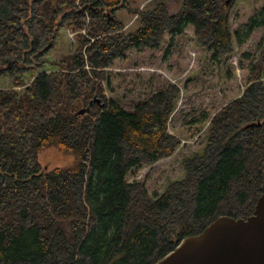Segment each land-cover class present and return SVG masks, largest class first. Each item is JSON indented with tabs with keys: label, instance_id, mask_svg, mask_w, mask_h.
<instances>
[{
	"label": "trees",
	"instance_id": "obj_1",
	"mask_svg": "<svg viewBox=\"0 0 264 264\" xmlns=\"http://www.w3.org/2000/svg\"><path fill=\"white\" fill-rule=\"evenodd\" d=\"M123 2L79 0L83 14L75 0H0V77L22 73L17 64L42 55L58 28L78 40L55 70L29 84L14 77L20 93L0 89V264H155L218 217L250 216L264 193V4L232 34L224 0H182L176 15L158 2L124 33L105 14ZM187 26L214 61L255 29L263 36L242 95L210 118L202 153L184 158L183 178L150 196L128 175L178 147L168 120L179 89L169 85L127 112L104 96V69ZM50 147L72 164L44 171L37 156Z\"/></svg>",
	"mask_w": 264,
	"mask_h": 264
},
{
	"label": "rangeland",
	"instance_id": "obj_2",
	"mask_svg": "<svg viewBox=\"0 0 264 264\" xmlns=\"http://www.w3.org/2000/svg\"><path fill=\"white\" fill-rule=\"evenodd\" d=\"M158 2L164 4L169 15H176L182 4V0H125L122 9H108L105 14L109 21L119 22L122 32L128 33L139 27L136 14L153 9ZM263 4L264 0H233L225 9L230 32H242ZM75 7L86 14L79 0H75ZM79 33L84 35L83 30ZM262 36L263 29H255L241 46H236L234 41L231 54L214 61L211 52L196 43L193 27L187 26L172 41L171 36L165 33L157 49H129L123 57L110 62L104 69V96L127 112H132L136 105L169 85L179 89L174 111L168 120V132L179 140L178 147L168 158L132 169L128 175L129 182L142 184L153 196L161 194L168 183L183 178V159L202 153L210 118L242 95L247 86L250 60L256 54ZM77 48L76 33L58 28L42 55H31L24 63L17 64L24 70L22 73L0 77V89H15L20 93L22 88L13 87L14 77L29 84L36 74L55 70L51 63L72 54ZM261 80L264 84V73ZM73 160L72 155L52 147L37 156V162L44 171L67 167Z\"/></svg>",
	"mask_w": 264,
	"mask_h": 264
},
{
	"label": "water",
	"instance_id": "obj_3",
	"mask_svg": "<svg viewBox=\"0 0 264 264\" xmlns=\"http://www.w3.org/2000/svg\"><path fill=\"white\" fill-rule=\"evenodd\" d=\"M232 1L224 0L225 6ZM155 264H264V193L250 216L218 217L199 234L182 239Z\"/></svg>",
	"mask_w": 264,
	"mask_h": 264
}]
</instances>
